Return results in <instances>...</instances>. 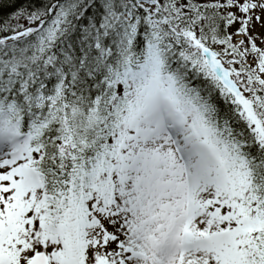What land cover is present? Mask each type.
<instances>
[{"label":"snow or ice","instance_id":"6c2138e0","mask_svg":"<svg viewBox=\"0 0 264 264\" xmlns=\"http://www.w3.org/2000/svg\"><path fill=\"white\" fill-rule=\"evenodd\" d=\"M0 264H264V0L0 18Z\"/></svg>","mask_w":264,"mask_h":264},{"label":"trees","instance_id":"16d2710c","mask_svg":"<svg viewBox=\"0 0 264 264\" xmlns=\"http://www.w3.org/2000/svg\"><path fill=\"white\" fill-rule=\"evenodd\" d=\"M30 0H3L0 3V18H11L18 9L28 8Z\"/></svg>","mask_w":264,"mask_h":264}]
</instances>
